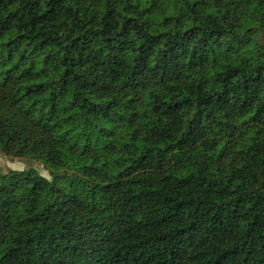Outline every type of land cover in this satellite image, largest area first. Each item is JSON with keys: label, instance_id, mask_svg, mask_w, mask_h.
Returning <instances> with one entry per match:
<instances>
[{"label": "trees", "instance_id": "trees-1", "mask_svg": "<svg viewBox=\"0 0 264 264\" xmlns=\"http://www.w3.org/2000/svg\"><path fill=\"white\" fill-rule=\"evenodd\" d=\"M161 3L0 0V264H264V0Z\"/></svg>", "mask_w": 264, "mask_h": 264}, {"label": "rangeland", "instance_id": "rangeland-1", "mask_svg": "<svg viewBox=\"0 0 264 264\" xmlns=\"http://www.w3.org/2000/svg\"><path fill=\"white\" fill-rule=\"evenodd\" d=\"M36 169L42 176L46 177L47 179H51V176L47 169L39 163V162H32V161H24L19 159H12L6 155H4L0 151V169L3 172H8L10 170L16 171H27L30 169Z\"/></svg>", "mask_w": 264, "mask_h": 264}, {"label": "clouds", "instance_id": "clouds-1", "mask_svg": "<svg viewBox=\"0 0 264 264\" xmlns=\"http://www.w3.org/2000/svg\"><path fill=\"white\" fill-rule=\"evenodd\" d=\"M134 3H140L141 0H133ZM151 6L150 4V0H142V7L143 8H149ZM183 5L181 4L177 11H179V8L182 7ZM158 12L160 13V15L157 16V19H162L163 16H166V15H171L172 13L170 11H166L165 8H164V4H163V0H162V3H161V6L160 8L158 9ZM133 14H136V13H133ZM127 15V14H126Z\"/></svg>", "mask_w": 264, "mask_h": 264}]
</instances>
